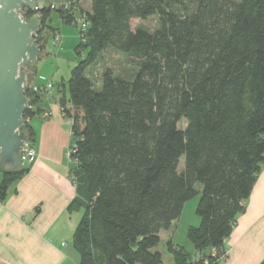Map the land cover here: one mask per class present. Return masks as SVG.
Returning a JSON list of instances; mask_svg holds the SVG:
<instances>
[{
  "label": "trees",
  "instance_id": "obj_1",
  "mask_svg": "<svg viewBox=\"0 0 264 264\" xmlns=\"http://www.w3.org/2000/svg\"><path fill=\"white\" fill-rule=\"evenodd\" d=\"M80 1L42 9L37 40L43 50V31H56L53 10L65 24L77 26L80 10L88 22L61 102L77 144L69 209L84 211L74 236L80 264H162L160 232L197 183L201 223L188 236L203 258L190 262L172 242L169 250L175 264H217L264 167V0H91L90 11ZM152 16L153 31L132 29V19ZM108 49L131 70L106 68L96 89L87 69ZM26 94L30 119L41 95ZM22 130L34 140L29 120ZM27 170L0 167V200Z\"/></svg>",
  "mask_w": 264,
  "mask_h": 264
},
{
  "label": "crops",
  "instance_id": "obj_2",
  "mask_svg": "<svg viewBox=\"0 0 264 264\" xmlns=\"http://www.w3.org/2000/svg\"><path fill=\"white\" fill-rule=\"evenodd\" d=\"M33 63L25 69L33 74L30 83H37L43 77ZM61 84L40 94L39 112L29 119L36 157L0 200V264H80L74 236L84 211L69 209L78 195L71 175L76 163L67 154L75 143L74 120L63 110L62 99L70 96ZM49 110L53 114L44 117ZM223 251L217 264H264V167Z\"/></svg>",
  "mask_w": 264,
  "mask_h": 264
},
{
  "label": "water",
  "instance_id": "obj_3",
  "mask_svg": "<svg viewBox=\"0 0 264 264\" xmlns=\"http://www.w3.org/2000/svg\"><path fill=\"white\" fill-rule=\"evenodd\" d=\"M74 0H0V167L6 171L24 167L21 148L26 140L22 130L24 113L31 105L26 94L30 84L22 67L34 62L41 47L34 39L42 18L35 14L23 20L21 6L44 9L50 4L72 5Z\"/></svg>",
  "mask_w": 264,
  "mask_h": 264
},
{
  "label": "rangeland",
  "instance_id": "obj_4",
  "mask_svg": "<svg viewBox=\"0 0 264 264\" xmlns=\"http://www.w3.org/2000/svg\"><path fill=\"white\" fill-rule=\"evenodd\" d=\"M80 4V7L85 11H89L91 9L90 0H81ZM75 16L76 19H79L84 15L82 14V11H78ZM50 18V24L56 28V31L50 32L48 29H45L42 33L45 38L46 46L44 45V49L33 63L38 72V76L43 77V79L38 80L37 83L43 84L48 81H53L54 84L58 83L62 85L61 83L65 82L67 88L68 80L71 76L73 68L83 57V54L78 52V48L76 50V45L82 38L79 31L80 27L77 23V26L63 23L60 12L57 10L52 11ZM131 26L132 29L142 27L153 31L159 26L158 17L152 16L145 20L134 18L131 20ZM56 37L60 38L59 43H56ZM108 67L113 68L117 73H123L127 70H131V67L127 63L126 55L113 49L106 50L100 56L98 61L95 64L90 65L87 69V74L95 81L96 89L101 87V82L98 83V81L101 78L103 70ZM22 70L26 72L28 71L25 69V66L22 67ZM31 71L33 72V70ZM32 75V73H28V83L31 82ZM185 125L186 122L183 120L179 126L183 128ZM183 167L184 158L182 157L179 169L182 170ZM196 190L198 193L185 203L181 216L173 222L169 229H164L160 232L161 240L154 250L162 253V264H175V255L169 250V242H172L177 248L184 250V252L189 253L190 262L195 260L197 252L193 243L189 239L188 231L190 227H198L201 223V217L197 213V206L202 190L201 184H196Z\"/></svg>",
  "mask_w": 264,
  "mask_h": 264
},
{
  "label": "built area",
  "instance_id": "obj_5",
  "mask_svg": "<svg viewBox=\"0 0 264 264\" xmlns=\"http://www.w3.org/2000/svg\"><path fill=\"white\" fill-rule=\"evenodd\" d=\"M55 4H51V8H55ZM41 10L42 8H40L38 5L35 6L34 9L28 7V6H21L20 10H19V14L22 17L23 20H28L30 19L33 15L38 14L41 17ZM76 23L78 24L79 31L81 33V37L83 39V32L86 30L87 26H88V22L85 20V17L82 16L79 19H76ZM34 39L37 41L39 38V31H37L36 33H34ZM56 43L60 42V38L56 37L55 39ZM30 87L28 90L31 91L32 94H41V93H45V94H49L51 93V91L54 89V82L53 81H48L46 83L43 84H39V83H29ZM27 90V91H28ZM26 91V93H27ZM30 99V97H29ZM31 107V105L29 106ZM53 113L49 110L46 111L45 113H43L44 117H50ZM26 120H29V118H27ZM77 151V144L74 143L70 149L68 150L67 154L68 157H70V159H72L73 161H76V159L73 157V154ZM21 160L23 162L24 166H29L35 159L36 157V149L33 145V141L31 139L28 138V136L26 135V140L24 141L22 148H21ZM211 255L215 256L217 255V249L216 248H212L211 249ZM226 257V253L223 252L221 254V259ZM203 255L199 254V256L196 257V260L198 261L199 259H202ZM204 263L205 264H211L210 260L208 258H204Z\"/></svg>",
  "mask_w": 264,
  "mask_h": 264
},
{
  "label": "flooded vegetation",
  "instance_id": "obj_6",
  "mask_svg": "<svg viewBox=\"0 0 264 264\" xmlns=\"http://www.w3.org/2000/svg\"><path fill=\"white\" fill-rule=\"evenodd\" d=\"M58 6V5H57ZM61 6H63L64 8H67L68 6H66V5H61ZM51 7V6H50ZM56 7V6H55Z\"/></svg>",
  "mask_w": 264,
  "mask_h": 264
}]
</instances>
